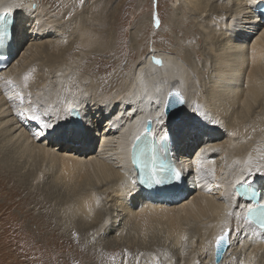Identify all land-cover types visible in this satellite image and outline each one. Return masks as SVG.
<instances>
[{"label": "bare ground", "instance_id": "1", "mask_svg": "<svg viewBox=\"0 0 264 264\" xmlns=\"http://www.w3.org/2000/svg\"><path fill=\"white\" fill-rule=\"evenodd\" d=\"M51 1L57 15L46 7L40 8L39 0H0V14L5 12L15 18L7 24L14 50L6 60L0 61L3 64L0 69V138L3 137L0 163H5L7 172L12 174L19 167L9 164L11 159L19 160L25 155L34 161L61 159L65 186L71 188L68 195L58 194L54 202L49 191L35 198L40 202L39 207L44 204V212L35 214L36 222L38 217L46 222L56 218L60 228L65 226L63 232L68 230L70 234L66 242L77 245L79 254L86 260L98 263L112 256L110 249L105 248L116 247L119 240L133 245L131 249L124 247L125 254L141 252L144 262L151 261L158 251L166 260L182 255L183 264H215V237L227 225L239 231L231 236V248L225 253L223 264H264V236L252 235L254 226L246 222L244 215L245 206L256 203L242 202L236 195L240 177L257 184L264 192V28H253L258 31L252 36H240L251 23L258 22L254 12L260 8L255 4L258 0H177L176 9L180 11L175 12L179 18L170 21L169 32L164 35L166 39L172 36L176 44L173 41L169 50L162 47L140 58L133 73H127L115 90L111 84L101 86L94 82L95 77L89 74L92 70L82 66L84 60L98 55L87 54L79 61L73 60L71 54L76 42H79L78 49L85 48L87 52L101 49L108 34L103 29L108 26L105 22L106 16H111L109 9L103 6L96 11L94 5L79 13L69 7L73 0ZM56 16L66 21L54 19ZM192 23L195 30L187 28ZM15 24H19L18 29ZM55 34L65 36L67 42L60 46L44 43L51 35L57 37ZM142 39L140 35L135 37L136 41ZM22 50L25 52L19 57ZM124 50L122 45L116 49L104 48L99 56H109L110 67L124 59L129 71L133 67L131 60L138 52L130 50L125 57ZM67 59L71 60L70 65ZM154 59L161 60L162 65L154 63ZM25 76L30 77L27 88L23 86ZM9 80L15 87L6 84ZM173 91H178L186 101L182 118L171 122L173 147L180 156L195 154L196 158L195 161L180 159L178 163L185 169L187 188L161 201L163 195L154 197L156 192L138 186V175L125 158L129 139L144 129L149 120L159 121L157 130H160L164 118L159 113L163 112L165 100ZM20 93L26 98L21 106L17 98ZM82 104L84 108L79 106ZM71 109L78 112L85 109L89 117H94L87 125L93 130L88 128L86 137L73 141L42 133L37 121L16 115L23 112L30 116L35 112L41 121L51 120L59 126L74 122V117L67 114ZM137 111L141 114H135ZM200 119L210 122V126H200L197 132L188 133ZM103 122L104 126L99 128ZM224 132L228 138L223 143ZM93 133L100 137L97 142ZM194 134L195 138H189ZM53 143H57L54 149ZM94 148L97 150L93 152ZM212 167L215 179L211 181L208 172ZM249 168L253 173L250 178ZM34 176L28 170L20 181L27 184ZM204 181L207 183L202 186ZM103 199L112 202V212L103 205ZM230 201L238 217L236 223L231 219L233 215H228ZM7 209L10 211L11 207ZM120 226L128 227L125 234L108 240L104 247L99 245V239L109 238L108 228H113L115 233ZM161 227L168 229V238L172 239L167 248L158 246L160 235L154 234ZM19 243L11 239L10 246L23 247ZM46 252L51 249L47 248ZM56 255L62 258L59 251ZM68 256L71 258L63 257L66 263L78 264L75 263V259L79 260L77 253Z\"/></svg>", "mask_w": 264, "mask_h": 264}, {"label": "rangeland", "instance_id": "2", "mask_svg": "<svg viewBox=\"0 0 264 264\" xmlns=\"http://www.w3.org/2000/svg\"><path fill=\"white\" fill-rule=\"evenodd\" d=\"M53 1H61V0H53ZM176 2L177 0H106V1L104 0H73L72 2L70 1L69 7H71L74 11L79 12V13L80 12L83 13L86 10L91 9L92 6L94 7V5H96V7H94L96 8V11H99L100 8L103 6L107 7L106 10L109 9L111 16L110 17L106 16L107 20L105 23L108 24V26L105 29H103L105 32L108 31L107 32L108 34L106 35L107 37L106 40L103 42L104 43L103 46L105 47L102 46L101 49L105 48L107 50L109 47L116 49V47H120L122 45L125 47V50L123 52L125 57L128 55L130 50L134 49L135 51L138 52L137 56L135 55L136 57H134L131 60V64L133 65V67L129 71H127V67H125V65L127 64H124L126 63L124 59H122L121 61L122 63L118 62L113 67H110L108 62L110 61L111 58L109 56H106V54L104 57L99 56L101 55V53H99L101 49L98 52L96 51L95 53L87 52L85 51V48L78 49L79 42L75 43L74 51L73 53H71L73 54L72 56L73 60L82 61V59L87 54H95L94 56L98 55L97 57H93V58L89 57L88 59L90 60H87V61L84 60L82 66L84 69L92 70L91 72H89V74L92 76V78L95 77L94 82L99 83L101 86H105L106 84H111V86H113V89L115 90L118 87L122 78L125 77L127 73H133L134 71L133 68H135V64L137 62H140V58L144 59L146 56L150 55V53L153 54L154 53L153 51L156 49H160L162 47L164 49H168L169 47H172L174 42H175L174 44H176V41L172 40V36H169L168 39L164 38V35L169 32L168 24L170 23V21L171 20L176 21L179 18L178 14H179L180 9L179 10L176 9L178 7ZM37 5L40 6V8L46 7L47 9L52 10V13H54L53 15H57V13L54 12V8L52 7L51 0L50 1L39 0ZM58 8L59 7H57V9ZM175 11L178 12V14H176ZM19 16L21 19L22 16L21 15ZM157 16L159 17V20H160L159 27H156L155 25V19ZM54 19L60 20V22L66 21V19L64 18L61 19L58 16H56ZM194 20L195 19H193V22H195ZM256 23L258 22L256 21ZM189 25L187 26L189 30L196 29L195 23H192ZM142 31H145V34ZM17 33H19V30ZM246 33L247 32L245 31V33H243L242 35H240V33L239 35L244 36V35H247ZM55 35L57 37H55L54 35H51L53 37L45 39L44 43L45 42H52L53 44L58 43L59 45L57 46H60L61 44H65L67 42V38L65 36L62 35L61 37V36H58V34H55ZM139 35L143 39L141 41H136L135 37H138ZM119 40L121 41V43L118 44ZM71 42L74 43V41H70L69 43ZM143 49H145L144 51L145 53L143 54V56H140V53ZM23 52L25 51L22 50L19 57H21ZM206 53H208V51H206ZM67 61L69 62V65H70L71 60L67 59ZM17 98H18V103L20 106L26 103L25 96H24V102H23L24 104H21L19 96ZM19 124L22 125L21 121H19ZM204 125L210 126V122H207V121L203 122V120L201 119L198 120L196 124L194 125L196 127L195 130L198 129V127L201 128L200 126H204ZM101 126H104V125H101ZM190 128L188 129V133L191 134ZM193 137L194 136L191 135L189 138H193ZM93 138L95 139V142H97L100 137H97L95 133H93ZM222 138L223 139L221 141H223L224 143L228 138V133L224 132ZM2 139L0 138V141ZM203 141H204V138L201 139V143H203ZM5 143H6L5 141L2 142V144H5ZM3 149L5 150V148H1V151ZM16 155H14L15 158L17 157ZM23 158L24 159L27 158V160L26 159L24 160ZM23 158L19 160L11 159L9 161V164L11 165L13 164L16 167H19L18 171L15 170L12 174L7 172V167H4L5 163L3 162L0 163V165L1 164L3 165L2 167H0V264H29V263L30 264H61V263L68 264L64 261V258L70 257L68 256V254L70 253H72L73 255L77 253V257L79 258L81 263H79L80 262L79 260L75 258L74 259L77 261L75 263H78V264H93V263H96V264H183L185 263L182 255H180L177 258H175L176 256L171 255L174 258L166 260L163 254L158 251L154 252L156 256L153 255V257L151 258V261H148V262L143 261L145 260V258H144V255H141V252L136 253V255L129 254L130 256L129 257L128 254H125L124 247H128L126 249H131V247L133 248V245L130 242L121 243L119 240L115 244L116 247L107 245L109 247L105 248L106 250H108L109 248L110 251L113 253L110 258L103 259V262L101 263L96 262V260H86L83 254H79L77 245L70 246L68 242H66L70 234H68V230H65V232H63L65 226L60 228V224L59 223L57 224L56 218L54 219L52 218L47 222L41 217H38L39 220L37 222L35 219V214L39 216L41 213L44 212L43 211L44 204L41 207H39L40 202H36L37 199L35 198H39L41 197V195L45 196L47 191H49V193L53 197V202H54L58 198V194L68 195L69 192L71 191V188L65 186L66 184H65L64 179L66 178L64 174H62L61 172L62 170L60 168L61 165L63 164L62 160L61 159L54 160L53 158H51L49 161L46 160L45 162L34 161L27 155H25ZM25 165H26V168H25ZM213 169H214V172L211 171V169L208 172V177L211 179V181L215 179V168ZM28 170L33 171V173L36 176H34V178H32L30 181H28L27 184H23L22 181L20 180L24 178V175L27 173ZM19 173L21 174V176L24 174L23 177H20ZM205 183L207 182L204 181L203 183H201L202 186H204ZM109 201L110 200L105 201V199L101 200L103 205H107L109 212H112L114 207L112 206V202L110 201L109 203ZM231 202L232 201L229 202V206H228L229 212L233 215L231 219H233V221L236 223V221L238 220V217L234 209L232 208ZM11 203L13 204L12 206L8 205ZM8 207H11L10 211L7 209ZM5 212H10L11 214L5 213ZM13 218H15L14 221H13ZM24 225H25V228L23 229ZM127 228L124 229V227L120 226L119 230L115 229L116 231L115 233H113V228H108L107 230L108 231L110 230V233L108 234L110 235L109 238H107V240L99 239L100 240L99 245L104 247L108 240H114L116 236L120 234H125ZM33 234H35L34 238L31 237V235ZM154 234L160 235L159 240H158L159 242L158 246L167 248L170 245L172 239L168 238L167 228L161 227ZM105 236L106 235H104L103 239H105ZM11 239H17L18 241H20L19 244L23 245V247H19V245L17 247H11L10 246ZM7 243L9 245L6 247L5 244ZM26 243L28 245H26ZM49 243L50 245H48ZM136 244H139V243L136 242ZM47 248H50L51 252L47 253L46 252ZM24 250L25 251L27 250V251L25 252ZM57 251L60 252L62 258L56 255ZM184 257H186L185 254H184ZM236 259H237V256H236Z\"/></svg>", "mask_w": 264, "mask_h": 264}, {"label": "snow or ice", "instance_id": "3", "mask_svg": "<svg viewBox=\"0 0 264 264\" xmlns=\"http://www.w3.org/2000/svg\"><path fill=\"white\" fill-rule=\"evenodd\" d=\"M7 24V14H0V44H3L7 39ZM155 25L156 27L160 26V20L158 16L155 19ZM154 63H156L157 65H162V61L159 59H154ZM29 78V76L24 77L23 86L25 88H27L28 86L27 82ZM6 84L15 87L11 80L6 81ZM29 96H31V93H29ZM9 99H11V97H9ZM19 99L21 104H23V93L19 94ZM173 99L181 104L184 102L178 91L169 93V100L172 101ZM28 102L31 103V100H29ZM170 108L171 103L165 104L164 111L159 113L160 116H166ZM67 114L70 116L79 115V113L75 109L69 110ZM16 115L20 119L27 118L37 121L38 127L40 128L42 133H46L47 135L52 137L66 139L68 141L82 139L89 133V129L79 121H74L71 124H60L59 126H56L51 120L41 121L40 115L35 112H33V114H31L30 116H26L23 112H17ZM57 120H59V117H57ZM151 123L152 121L149 120L148 124L151 125ZM146 131L148 132V135H150L151 130L147 129ZM34 135L36 134L34 133ZM133 163L137 167V169L141 173H143L153 184H167L172 182L173 180H178L180 178L179 171L170 162L156 155L154 150L152 152L145 153L143 141L140 140H138V142L133 145ZM200 166L203 167V165ZM252 174L253 173L249 168L248 177L250 178ZM238 179L239 183L236 188V195L241 199L242 202L249 201L252 203H256L255 208H250L247 216L245 217V220L249 225L254 226L252 235L264 236V203L257 202L255 192L253 191V189L248 187V179H245L243 177H240ZM133 183H135V181ZM228 215H231V213H228ZM236 231H239V228L233 229L225 225L220 234L215 237V251L219 264H223V261L220 259L221 253L230 245L231 236ZM184 239L187 240V237H184Z\"/></svg>", "mask_w": 264, "mask_h": 264}, {"label": "water", "instance_id": "4", "mask_svg": "<svg viewBox=\"0 0 264 264\" xmlns=\"http://www.w3.org/2000/svg\"><path fill=\"white\" fill-rule=\"evenodd\" d=\"M174 92V91H173ZM181 95V94H180ZM181 97L183 98V103H179L178 101H176L175 99H173L172 101L169 100V94L165 100V104L167 103H171V108L169 109L168 111V114L165 116L169 121H172V120H175V121H178L182 118V115L184 113V110H185V106H186V101L184 99V97L181 95ZM163 111H164V108H163ZM147 129H152V123L151 125L148 124L147 122V126H146ZM231 248V241H230V245L224 249L221 253V257L220 259L223 261L224 259V255L225 253L228 251V249ZM214 249H215V242H214ZM215 264H219V261L217 260V255H216V251H215Z\"/></svg>", "mask_w": 264, "mask_h": 264}]
</instances>
